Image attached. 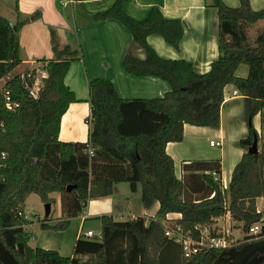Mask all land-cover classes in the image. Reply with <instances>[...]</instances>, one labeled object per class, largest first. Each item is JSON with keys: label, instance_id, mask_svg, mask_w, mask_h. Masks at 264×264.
I'll use <instances>...</instances> for the list:
<instances>
[{"label": "trees", "instance_id": "1", "mask_svg": "<svg viewBox=\"0 0 264 264\" xmlns=\"http://www.w3.org/2000/svg\"><path fill=\"white\" fill-rule=\"evenodd\" d=\"M125 1L115 0L93 14V20L116 19L144 51L143 59L128 53L123 56L121 65L126 72L159 77L170 89L161 97L122 99L110 80H89L86 142L58 138L62 114L69 103L77 101L64 77L70 63L80 59L79 49L69 44L59 46L54 30H50L53 57L41 59L46 61V76L34 97L29 91L32 79L11 74L22 62L21 22L11 25L0 15V80L6 79L3 88L19 102L16 110L8 111L0 101L4 123L0 151L5 152L0 159V264H264V225L258 237L184 259L179 244L165 236L159 220L178 214L173 221L194 237L198 224L212 222L226 210L241 224L242 231L264 220V28L254 45L246 32L248 26L264 19V7L254 10L249 0H239L235 7L211 0L218 14V57L207 72L198 73L189 61L160 57L147 42L148 35L156 34L177 49L183 36L180 19L167 18L153 6L144 19L136 20L124 11ZM241 63L248 66L246 77L236 75ZM227 84L244 97L248 132L238 141L244 151L227 188L211 174L220 172L218 159L183 163L185 171H201L193 177L202 182L199 196L186 197L184 179L176 177L166 144L183 140L184 124L217 127ZM256 114L260 134L252 123ZM254 135L260 141L256 154L247 152ZM122 182L132 190L140 186L144 208L158 202V219L136 216L116 220L112 215H101L100 236H80L70 256L29 245L24 228L28 195L35 193L42 202L51 204L55 199L50 195L58 193L62 220L54 224L43 221L41 227L65 229L89 199L111 195L114 186ZM68 185L70 190H66ZM258 198L262 200L260 208Z\"/></svg>", "mask_w": 264, "mask_h": 264}, {"label": "crops", "instance_id": "2", "mask_svg": "<svg viewBox=\"0 0 264 264\" xmlns=\"http://www.w3.org/2000/svg\"><path fill=\"white\" fill-rule=\"evenodd\" d=\"M114 1L0 0V15L6 17L11 25L17 19L27 20L20 30L22 62L18 67L44 69L46 61L41 59L48 60L53 57L51 50L53 40L49 36L51 29L55 32L54 41L59 46L69 44L74 48L76 44L80 51V59L70 63L64 77L65 84L74 93L77 101L69 103L61 116L58 133L61 141L86 142L88 139L89 125L86 119L90 114L87 88L89 80L95 78L110 80L122 99L161 97L170 89L169 84L159 77L137 76L123 69L121 61L125 54L143 59L144 51L135 43L131 33L116 19L94 21L92 18L93 14L107 9ZM223 2L234 7L239 5V0H223ZM249 2L254 10L264 7V0H249ZM210 3L211 0H126L123 9L132 18L142 20L153 6H157L165 17L180 19L183 24V36L177 49L156 34L148 35L147 42L160 57L184 59L192 63L196 72L204 73L218 57V14ZM28 26L29 36L24 40L23 33ZM263 28L264 19L247 27V37L251 45L255 44V38ZM23 44L29 48L27 57H21ZM247 73L248 66L244 63L236 69V75L240 77H246ZM234 90L237 89L231 84L224 87V99L220 107V121L217 127L184 124L183 140L166 144L165 150L173 160L176 177L184 179L186 197L199 196L202 182L198 177H193V174H200L201 171H185L182 169L183 163L218 158L221 164L220 172H216L213 177L221 182L223 188H227L232 169L241 158L244 149L239 146L238 141L247 135L248 126L244 116V97L238 90L233 94ZM253 126L260 134L259 114L254 116ZM210 140L220 141L222 145L211 146ZM226 144L229 149L227 154ZM216 147H219V155H215L216 152L213 154ZM259 148L260 141H258V151ZM226 156L227 167L224 165ZM212 172L215 171H211V174ZM226 177L227 183L223 181ZM139 188L140 186L136 185L132 190L127 182L116 184L111 195L87 201L82 213L70 219L72 222L76 221V224L67 235H64L66 231H52L50 237L39 238L35 241V245L31 242L29 245L53 249L60 256H68L72 254L69 250L72 247L73 251L75 240L84 236L83 226L87 219L95 218L99 221V217L104 214L112 215L116 220H126L136 216L158 219L156 215L158 202L150 206L154 207L153 211H148L150 207L144 208L141 201L132 204L131 197H137L139 193L140 198ZM121 196H125L126 199L123 200ZM173 216L179 215L173 214ZM60 220H62L61 211L57 218L46 222L54 224ZM24 228L26 230L27 224ZM68 244L69 250H66Z\"/></svg>", "mask_w": 264, "mask_h": 264}, {"label": "built area", "instance_id": "3", "mask_svg": "<svg viewBox=\"0 0 264 264\" xmlns=\"http://www.w3.org/2000/svg\"><path fill=\"white\" fill-rule=\"evenodd\" d=\"M40 68V67H39ZM35 68L32 71H25L21 73L22 78L33 79L30 85V88L27 83L26 87L29 88L30 94L36 96L38 89L41 85L37 75L34 74V71L40 74L41 79L46 76L45 69L41 70ZM237 90L233 91V94H236ZM1 94V103L3 107L8 111H14L19 107V102L14 100L10 94V91L3 86L0 89ZM4 129L3 120L0 118V134ZM209 144L211 146H221L220 141L210 140ZM89 154H92L91 150H88ZM5 157V152L0 151V159ZM212 175H216V172H212ZM26 217V214H25ZM173 214H167L165 219H159L164 227V234L168 238L173 239L177 242L181 249V254L184 259H187L195 254H198L201 251L208 250L211 248H222L228 247L232 244L238 242V239L245 240L247 237H258L262 232V226L264 225V220H259L251 225H249L247 231H242L239 222L236 221V224H233L232 217L230 212L226 210L223 215L213 218L212 222H207L204 224H198L195 227L197 232V237L192 236L189 232H184L179 224L173 221ZM235 221V220H233ZM235 231L240 233V236H236ZM92 230H87L84 232V236L90 237L94 236ZM175 264H182V261H179Z\"/></svg>", "mask_w": 264, "mask_h": 264}, {"label": "rangeland", "instance_id": "4", "mask_svg": "<svg viewBox=\"0 0 264 264\" xmlns=\"http://www.w3.org/2000/svg\"><path fill=\"white\" fill-rule=\"evenodd\" d=\"M0 9H1V5H0ZM16 10V8H15ZM18 10V9H17ZM16 12V11H15ZM29 18V17H28ZM21 22V27L27 23V20H19L17 19L16 22ZM21 27H20V30H21ZM24 32V31H23ZM29 36V26L27 27V29H25V33H23V37H24V40L25 38H28ZM49 36H50V32H49ZM51 37V36H50ZM74 48H77V45L75 44L73 46ZM29 54V48L25 47L24 44L23 46L21 47V57H27V55ZM25 69L26 71H32V70H35L34 69H31L29 68L28 66H21V67H18L17 69H15L11 74H14V73H23L25 72ZM34 74L37 75L38 79H39V83L41 81V76L39 73H37L36 71H34ZM5 80L6 79H1L0 80V89L1 87L4 85L5 83ZM33 80V79H32ZM253 123V121H252ZM217 149V151H216ZM215 150H213V154L215 153V155H219V147H216ZM225 149H226V154L228 153V147H227V144L225 145ZM215 159V158H214ZM218 159V158H216ZM227 163H228V159H227V156H226V160L224 159V165L227 167ZM225 183H227V177L224 178L223 180ZM125 186V185H124ZM138 192H140V188L138 189ZM131 194V193H129ZM52 198L55 199V201L53 203L50 204V209L49 211H46V203L42 202L39 198V196L35 193H31L30 195H28V197L26 198L25 200V214L28 218V223H27V228H26V231L28 232L29 234V242L33 243V245H35V241L37 239H42V238H46L47 236L50 237V234L52 231H66L64 233V235H67L68 232H71L74 227H75V224H76V221L72 222V221H69V224L67 225V227L65 229H52V228H42L41 227V223L43 221H50V219L52 218H57L59 215H60V197H59V194L58 193H52V195H50ZM121 198L124 200L126 199L125 196H121ZM132 198V204H136V203H139L140 202V198H139V193H137V197H131ZM262 201L261 199H259L257 201V207L260 208L258 205H261ZM154 210V207H150L148 209V211H153ZM153 214V213H152ZM78 220V219H77ZM234 222L233 224H236V221H233ZM239 226H241V224H239ZM92 230L95 234V236H100V231H101V227H100V220L98 221L97 219L95 218H90V219H87L84 226H83V232H86L87 230ZM235 234L236 236H240V233L237 234V232L235 231ZM52 238V237H51ZM62 237H60L61 239ZM64 239V237H63ZM242 239H238V241H241ZM48 245V244H46ZM68 246L66 248V250H69V244L66 245ZM35 247H39V246H35ZM72 252V247L71 249L69 250V253ZM70 256V255H68Z\"/></svg>", "mask_w": 264, "mask_h": 264}, {"label": "water", "instance_id": "5", "mask_svg": "<svg viewBox=\"0 0 264 264\" xmlns=\"http://www.w3.org/2000/svg\"><path fill=\"white\" fill-rule=\"evenodd\" d=\"M247 152L252 153V154H256L258 153V136L254 135L253 140L251 145L248 147ZM71 185H68L66 190H70L71 189ZM46 211H49L50 209V204L46 203Z\"/></svg>", "mask_w": 264, "mask_h": 264}]
</instances>
